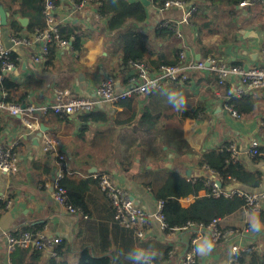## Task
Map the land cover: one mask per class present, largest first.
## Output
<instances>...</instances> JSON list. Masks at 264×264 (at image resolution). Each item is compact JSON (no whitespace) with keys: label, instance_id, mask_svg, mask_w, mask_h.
Listing matches in <instances>:
<instances>
[{"label":"crops","instance_id":"obj_1","mask_svg":"<svg viewBox=\"0 0 264 264\" xmlns=\"http://www.w3.org/2000/svg\"><path fill=\"white\" fill-rule=\"evenodd\" d=\"M185 10L161 12L152 3L147 9L143 32L152 36L161 24L176 26L175 38L151 37L150 51L159 57L175 60V51H185L189 61L213 57L246 67H264V4L237 7L233 10L219 0H184ZM129 3L140 2L128 0ZM5 46L13 50L16 67L4 78L17 88L2 89L0 97L24 105H50L56 89L68 90L77 96L98 101L90 114L68 118L52 115L43 118L37 129L30 130L20 117L0 113V145L15 146L20 157L19 172L6 176L0 172V199L11 202L0 217V264H151L153 257L145 253L134 259V249L152 250V264H182L192 239L191 231L171 234L160 229L151 219L144 238L113 223L110 200L102 193L96 175H107L126 189L148 215L157 211L155 193L162 186L164 170L179 172L184 177L206 176L200 162L210 152H222L232 142L240 151L238 165L259 177L257 188L229 181L228 188L264 192V158H250L247 150L252 140L264 149V90L251 93L236 104L244 114L235 118L225 110L230 101V85L220 87L213 74L192 72L186 84L169 83L148 95L138 96L118 105H109L97 97L99 82L112 78L119 92L126 87L133 73L130 62L120 54L106 50L110 37L106 18L99 16L91 2L76 5L74 0H57V21L61 29H82L92 36L83 52L70 46L58 48L54 64L47 59L40 63V43L12 48L9 41L12 15L6 8ZM189 13L188 23H182ZM28 19L24 27L19 19ZM23 28L20 36H29V17H16ZM1 23V18H0ZM166 28V27H165ZM170 29V28H168ZM253 33L247 36L245 33ZM16 36V35H15ZM154 68V67H153ZM171 101L170 95H173ZM54 136L59 151L68 157L67 185L74 200L84 192L85 211L89 220L69 214L54 200L56 157L42 150L44 135ZM155 146V148H153ZM156 147L164 154L149 157ZM264 153V152H263ZM123 162L131 163L126 169ZM89 181V182H86ZM88 187V189H87ZM207 196L206 189L199 197ZM194 196L180 200L184 208L195 202ZM226 229H239L237 236H227L209 251L206 236L197 246L202 264H231L230 249L239 243L244 253L264 252V205L260 215L241 209L223 219ZM250 228L249 232L245 230ZM43 230L47 235L63 239L59 257L47 252L39 254L8 249L7 235H21ZM133 252V258H126ZM33 256V257H32ZM248 260V258H247Z\"/></svg>","mask_w":264,"mask_h":264},{"label":"built area","instance_id":"obj_2","mask_svg":"<svg viewBox=\"0 0 264 264\" xmlns=\"http://www.w3.org/2000/svg\"><path fill=\"white\" fill-rule=\"evenodd\" d=\"M151 3L158 7L161 12L173 9L185 10L187 3L184 0H150ZM90 3V0H83L84 4ZM264 4V0H247L240 4L239 7L245 8L249 5ZM101 2L96 4L98 8ZM45 28L31 33L29 36H10L9 41L12 48L19 46H30L32 43H40L42 51L40 56L35 57V62L48 58L50 49L54 45L58 48L70 46V42L63 38L61 26L57 21V0H46L43 11ZM100 16V15H99ZM187 13L182 23H188ZM161 27L172 29L180 35V29L176 26H169L167 23L161 24ZM5 33L0 28V81L5 74L13 72L16 67V61L13 57V50L5 46ZM264 59V51L262 53ZM133 73L127 79L126 87L119 92L116 82L112 78H104L99 82L97 88V97L102 102L109 105H118L129 101L138 96L148 95L153 91L160 89L162 86L171 83L186 84L190 79L192 72L207 71L214 75L218 86L223 87L230 85V99L247 97L253 92L264 90V67H246L233 64L226 61L209 57L199 61H189L185 51L179 53L178 63L175 65L161 66L158 69L150 68L145 63H130ZM55 101L50 105H24L14 103L0 97V113H6L14 117H20L23 123L30 130L37 129L43 118L56 115L60 117H78L90 114L98 108V101L86 96H77L68 90L56 89L54 91ZM225 110L235 118L240 115L234 110L228 101L225 103ZM60 144L58 140L51 135H44L42 139V150L56 157V176L54 179V200L61 207L79 220H89V215L82 208H76L69 202L67 189L63 186V181L67 176L69 167L67 155L59 151ZM261 143L258 140H252L247 150L250 158H264L261 151ZM229 153V160L232 163H238L240 151L237 143L232 142L226 149ZM20 157L15 146L0 145V172L6 176H12L19 172ZM205 177L190 176L186 177L187 181L195 184L200 182L207 191V196L214 198H233L239 197L244 200L243 209L251 214L260 215L264 205V192H253L243 188H228L223 186L225 179L217 170L209 166L202 167ZM95 180L99 190L104 193L110 200L113 209V223L135 234L138 238H144L146 230L151 219H154L160 229L171 234H180L184 231L193 233L192 239L187 251L183 255L182 264H202L198 258L197 246L206 236L209 243L216 245L227 236H237L239 229H226L222 225L223 219H214L209 224H198L188 222L184 226L170 227L164 214L165 202H157V211L153 215L138 206L132 199L129 192L123 187L115 184L110 177L101 174L96 175ZM234 181V180H233ZM11 207V202L0 199V217L5 209ZM250 231V228L245 230ZM8 249L10 252L21 248L31 249L38 252H47L50 257L58 258L59 247L63 242L60 237L47 235L43 230L28 231L21 235H7ZM244 248L239 243H233L230 249L231 264H244L242 262Z\"/></svg>","mask_w":264,"mask_h":264},{"label":"trees","instance_id":"obj_3","mask_svg":"<svg viewBox=\"0 0 264 264\" xmlns=\"http://www.w3.org/2000/svg\"><path fill=\"white\" fill-rule=\"evenodd\" d=\"M74 1L78 6L83 3V0ZM219 1L224 2L227 7L233 10L247 0ZM45 2L46 0H0V6L6 8L12 15L13 21L10 24V31L16 36H20L21 31H23V28L16 20V17H29L31 19V24L26 29L29 33L43 30L46 25L43 15ZM90 2L93 5L101 2L99 15L100 17L106 18L107 31L110 34L108 42L105 44V48L108 52L120 54L125 63H145L150 68L154 67L153 69L178 63L180 51L174 52L176 55L175 60H169L162 57H159L157 60H149V58L155 54L149 49L152 40L151 37L158 39L167 37L171 40L175 38V34L172 29L161 26L153 31L152 36L143 32L142 26L147 19V9L141 2L129 3L128 0H90ZM0 28H3L1 23ZM61 32L64 39L73 38V50L80 54L83 52L84 44L92 38L91 35L86 34L82 29L77 27H72L67 30L61 29ZM56 51L57 47L53 45L47 58V65L54 64ZM1 86L2 89L6 91L10 88H17L16 85L9 83L6 78H3ZM242 100H246V97ZM237 102H239V99L232 98L228 101V104L236 110L239 115L246 113L239 108L236 104ZM153 148H155V146ZM158 148L156 147V149H154L148 156L157 157L159 153L164 154V151H162L163 147L161 151H159ZM261 151L264 152V149L262 148ZM123 165L126 169H130L131 167V163L123 162ZM200 166H209L211 169L219 171L221 177L225 179L223 186L228 185L229 181L233 180L250 188H257L259 183H261L259 177L251 174L244 167L238 165V163H232L229 160V153L226 152V149L222 152L215 151L205 154L200 162ZM164 172L165 174L162 175V186L157 190L155 195L158 201L162 200L165 202L164 214L166 215L170 227H181L188 222L207 225L214 219H225L244 207V200L239 197H199V193L205 189L202 183L197 182L192 184L179 172L170 173L166 170H164ZM201 177L204 176L201 175ZM63 186L67 189L70 204L76 208H82L85 210V190H81L82 195L74 200L72 199V188L70 189L67 185V178L63 181ZM189 196H194L196 200L189 207L184 208L181 205L180 200ZM16 251H24L26 253L32 251L36 254L40 253L31 249L21 248L16 249ZM242 262L244 264H264V252L259 253L252 250L248 251L243 255Z\"/></svg>","mask_w":264,"mask_h":264},{"label":"clouds","instance_id":"obj_4","mask_svg":"<svg viewBox=\"0 0 264 264\" xmlns=\"http://www.w3.org/2000/svg\"><path fill=\"white\" fill-rule=\"evenodd\" d=\"M172 97H174V94L169 96L170 101H171ZM207 248L210 251L211 248H212V244H208ZM133 252L135 253L134 259L137 260V261L143 259L146 252L149 253L150 256L153 257V259H154L155 255H156L155 251H152V250H147L146 251V250H143V249H134ZM133 252L127 253L126 258L127 259L128 258H133ZM153 259L151 261V264L153 262Z\"/></svg>","mask_w":264,"mask_h":264},{"label":"water","instance_id":"obj_5","mask_svg":"<svg viewBox=\"0 0 264 264\" xmlns=\"http://www.w3.org/2000/svg\"><path fill=\"white\" fill-rule=\"evenodd\" d=\"M145 7H149L151 5V1L150 0H139ZM1 7V6H0ZM0 18H1V25L4 26L6 25V20H7V15L6 13L4 12L3 9H0ZM20 23L24 26V27H27L28 25V19L26 18H20L19 19ZM247 36H252L253 33H250V32H246L245 33ZM137 204V203H136Z\"/></svg>","mask_w":264,"mask_h":264}]
</instances>
